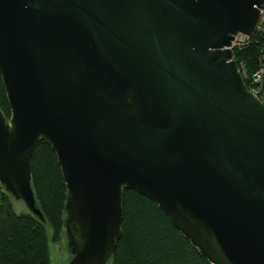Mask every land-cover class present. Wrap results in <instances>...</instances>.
<instances>
[{
	"label": "water",
	"instance_id": "obj_1",
	"mask_svg": "<svg viewBox=\"0 0 264 264\" xmlns=\"http://www.w3.org/2000/svg\"><path fill=\"white\" fill-rule=\"evenodd\" d=\"M264 0H0V186L44 221L39 139L67 189V264H106L122 189L212 264H264V92L233 59Z\"/></svg>",
	"mask_w": 264,
	"mask_h": 264
},
{
	"label": "trees",
	"instance_id": "obj_2",
	"mask_svg": "<svg viewBox=\"0 0 264 264\" xmlns=\"http://www.w3.org/2000/svg\"><path fill=\"white\" fill-rule=\"evenodd\" d=\"M257 47L252 41L234 51L235 62L243 60L247 70L253 71L258 64ZM0 109L10 117L1 75ZM31 186L44 221L30 211L16 212L10 194L0 188V264H51L45 223L52 228L53 241L60 239L67 189L56 154L43 139L37 141L32 153ZM122 208V234L109 259L111 264H212L150 198L123 188Z\"/></svg>",
	"mask_w": 264,
	"mask_h": 264
},
{
	"label": "built area",
	"instance_id": "obj_3",
	"mask_svg": "<svg viewBox=\"0 0 264 264\" xmlns=\"http://www.w3.org/2000/svg\"><path fill=\"white\" fill-rule=\"evenodd\" d=\"M252 41L258 44V64L253 71H248L243 60L237 64L238 70L243 78L247 89L256 97L262 98L264 92V8L259 9V17L252 34L238 32L231 41L230 49L233 52L246 47Z\"/></svg>",
	"mask_w": 264,
	"mask_h": 264
},
{
	"label": "rangeland",
	"instance_id": "obj_4",
	"mask_svg": "<svg viewBox=\"0 0 264 264\" xmlns=\"http://www.w3.org/2000/svg\"><path fill=\"white\" fill-rule=\"evenodd\" d=\"M0 188L4 190L3 187L0 186ZM10 201L16 212L29 211L23 200L18 199L15 201V199L10 196ZM45 229L48 237V250L51 264H67L70 260V254L69 250L66 248V236H64V230H62L60 234V239L58 241H53L52 228L48 223H45ZM106 264H111V260H108Z\"/></svg>",
	"mask_w": 264,
	"mask_h": 264
}]
</instances>
